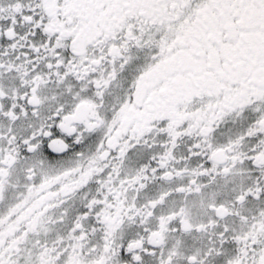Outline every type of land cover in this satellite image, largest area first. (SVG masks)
<instances>
[{
    "label": "snow or ice",
    "instance_id": "6c2138e0",
    "mask_svg": "<svg viewBox=\"0 0 264 264\" xmlns=\"http://www.w3.org/2000/svg\"><path fill=\"white\" fill-rule=\"evenodd\" d=\"M0 264H264V0H0Z\"/></svg>",
    "mask_w": 264,
    "mask_h": 264
}]
</instances>
